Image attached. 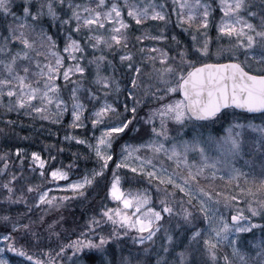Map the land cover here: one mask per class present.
Instances as JSON below:
<instances>
[{
	"label": "snow or ice",
	"instance_id": "1",
	"mask_svg": "<svg viewBox=\"0 0 264 264\" xmlns=\"http://www.w3.org/2000/svg\"><path fill=\"white\" fill-rule=\"evenodd\" d=\"M0 20L7 22L0 35L6 111L60 123L70 104L72 128H86L91 118L100 129L98 137H64L95 158L94 167L62 185L71 197L29 183L25 150L15 149L21 170L0 185V197L25 211L0 217V264H264V0H23L19 8L0 0ZM46 20L65 33L62 48ZM170 22L189 34L188 43L168 33ZM149 101L156 106L141 118ZM10 154H0L6 175ZM31 159L28 168L41 177L50 169L53 183L69 180L68 170L40 152ZM144 182L154 185L158 206L139 187ZM97 196L82 224L66 226L63 215L46 219L70 199ZM42 205L44 214L33 219ZM241 234L253 238L244 243Z\"/></svg>",
	"mask_w": 264,
	"mask_h": 264
},
{
	"label": "trees",
	"instance_id": "2",
	"mask_svg": "<svg viewBox=\"0 0 264 264\" xmlns=\"http://www.w3.org/2000/svg\"><path fill=\"white\" fill-rule=\"evenodd\" d=\"M5 22L0 20V29L4 30ZM70 112H67L60 123H55L53 121L33 119L27 115H24L22 112L17 113L15 111L7 112L4 106H0V154L11 150L10 154V163L8 167V174L0 172V185H2L6 179L10 178V174L21 170V160L17 159L15 149L17 147L25 150L22 152L24 158V167L23 172L29 183L41 184L43 186H48L50 179L47 174V178L41 177L36 172L31 174V169L28 168L29 158L31 152L38 151L41 153L42 157L45 160H48V163L52 166H57L60 162L66 170L69 171L70 177L80 176L84 174L86 169L92 168L95 166V158L90 155L89 150L86 145L79 144L76 140H65L66 135H76L78 137H85L88 133L86 128H72ZM15 121V124H9V121ZM24 136H28L29 139H23ZM129 137H125V140ZM121 142V141H120ZM118 147V145H117ZM118 151V148H117ZM55 157V160H50L49 157ZM72 165V168L69 169L68 166ZM79 166L78 168L76 166ZM4 161L0 159V169H3ZM114 167V165L112 166ZM50 171V169H49ZM49 173V172H48ZM27 174H29L27 176ZM111 178V173H109V179ZM126 186V184L124 185ZM4 189L0 187V194L4 193ZM100 196H103V189L100 190ZM54 193L63 195L72 196L70 191L58 189ZM31 198L33 194H27ZM242 195V194H240ZM65 206L59 210L49 209L46 215V219L49 221L51 219H57L59 215H63L67 222L66 226L74 227L77 224H82L84 219H86L92 211L96 209V206L100 203V197H94L90 202L84 201L81 199L73 198L69 201L64 202ZM91 203V207H89ZM108 206L113 207V204H110L109 201H104ZM244 206L243 202H240V207ZM46 206H41L34 209L32 215L33 219H37L40 215L44 214L43 209ZM242 208V207H241ZM25 207L23 205L17 207L15 204H9L4 202L2 197H0V217L4 215H10L13 218H16L17 212H24ZM247 214V212H246ZM83 217V219H81ZM259 221V218H256ZM24 223L27 220L22 221ZM5 222L0 219V225H3ZM10 223V221L8 222ZM39 228V225L35 226ZM46 225L44 229L46 230ZM10 230V229H9ZM4 232V228L0 227V233ZM261 234L259 229L254 230V236ZM42 239L47 243V233L46 231H41ZM246 237H252L250 234H245ZM53 242L55 237H52ZM129 244L130 240L128 241ZM34 250V249H33Z\"/></svg>",
	"mask_w": 264,
	"mask_h": 264
},
{
	"label": "rangeland",
	"instance_id": "3",
	"mask_svg": "<svg viewBox=\"0 0 264 264\" xmlns=\"http://www.w3.org/2000/svg\"><path fill=\"white\" fill-rule=\"evenodd\" d=\"M22 2H23V0H15V5L17 6V8H19V6L22 4ZM39 2V0H33V3L35 4V3H38ZM77 2H79V0H77ZM121 2H122V0H121ZM160 2H165V3H168V4H171V2H172V0H160ZM179 2V0H177V3ZM218 2H219V0H214V3L215 4H218ZM35 10V9H34ZM169 11H170V9H169ZM18 14H19V12H18ZM220 15H222V13H220L219 12V10H217L216 11V13L214 14V16H215V21H216V23H218L219 22V17H220ZM175 19H176V13L175 12H172L171 13V20L172 21H175ZM9 20H11V18H9ZM133 24H134V21H131ZM6 23L7 22H5V26H6ZM163 23L164 22H161V21H151V24L153 25V26H163ZM45 27L46 28H48V30L52 33V34H54L56 37H57V39H58V41H59V44H60V46H61V48L63 47V44H64V40H65V33L63 32V31H59L56 27H50L49 25H48V23H47V20L45 21ZM167 29H168V33L169 34H175V35H177L178 36V38L181 40V41H183L184 43H188L189 41H190V36H189V34L187 33V32H184V31H182V29L180 28V26L178 25V24H175V23H172V22H170L168 25H167ZM7 33L5 32V27H4V30H1L0 29V35H6ZM138 34V33H137ZM211 35H213V36H215L216 35V30H215V28H212L211 29ZM147 43V42H146ZM169 43H171V41H169ZM88 52H89V54H91L92 53V50L91 49H89L88 50ZM97 55H99V53L97 52L96 53ZM117 62H118V56H117ZM109 71H111V69H109ZM121 75V72H120V70L118 69V71H117V76H120ZM61 83H63V81L61 80ZM115 96V94L113 93L112 94V96H110L109 97V102H111L112 101V99H113V97ZM125 99V94L123 93V83H122V90H121V95H120V101H123ZM131 98H129V100H130ZM86 103H87V101H85ZM101 103H102V101H101ZM118 103H119V101H118ZM0 106H4V103L2 102V101H0ZM149 106H152V107H155L156 105L155 104H153L151 101H149L147 104H145V105H143L142 107H141V109H140V111H139V116L142 118V117H144V115H145V113H146V111L148 110V107ZM68 112H70V119H71V121H72V115H71V106H70V104H69V111ZM65 115V114H64ZM86 115H87V113H86ZM64 117V116H63ZM63 119V118H62ZM157 120H159V118H157ZM85 123H86V129H87V131H88V133H87V135L85 136V138H91V137H93V136H96V137H98L99 136V134H100V129H99V127L97 128V129H95V130H93V126H92V124H91V118H89L88 120H86L85 121ZM256 123H260V120L259 119H257L256 120ZM217 127V129H219V125H217L216 126ZM172 135L173 136H175L176 135V132L175 131H173L172 132ZM127 140H129V142L130 143H135V142H137V141H135V140H130V139H127ZM121 144L122 143H124V141L122 140L121 142H120ZM118 148V151H119V146L117 147ZM29 160V165H31L32 164V159H31V156H30V158L28 159ZM46 167H47V165H46ZM55 167H64V166H62V164H60V162L57 164V166H55ZM65 168V167H64ZM34 172H36L38 175H40V172H39V170L38 169H31V174H34ZM127 173V170H120V172H119V174L121 175V176H124L125 174ZM29 174H27V176H28ZM81 176V175H80ZM80 176H75V177H70L69 176V180L68 181H64V180H60V181H56V182H52L51 181V177H50V171H49V173H48V177H49V179H50V183L48 184V186L46 185L45 187H48V188H51L52 189V192H51V195H54V196H57V197H60L61 195L60 194H57V193H54L55 191L57 192V190L58 189H61V190H64L63 189V187H62V185H64L66 182H71L72 180H75V179H78ZM217 184H219L220 185V187L221 188H223V190L225 191V192H230V193H232V194H236V195H240V193H237V192H235V191H233V188L231 187V186H228V187H224V185L226 184V182L225 181H217L216 182ZM43 186V185H42ZM128 187V185L126 184V186H125V188H127ZM139 187H141V188H146V189H149V191H148V195H151L152 197H153V204H154V206H158V204H159V195L155 192V190H154V185H148L147 184V182H144L143 184H141V185H139ZM218 191L220 190L219 188L217 189ZM182 195V194H181ZM243 195V194H242ZM110 204H113V207H115L116 206V204H115V202H111ZM110 207V206H109ZM242 208L244 207V206H241ZM223 211H224V214L227 216V215H229L230 214V212H229V210L228 209H223ZM245 234H241V236H242V241L244 242V243H248V242H250L251 240H252V238L250 237H246V236H244ZM261 236V234H257L256 235V237L255 238H259ZM130 243H131V241H130ZM0 246H2V242H0ZM226 250H230V248L229 249H226ZM8 257L10 258V259H15V260H17V261H19V260H22V259H24V258H22V257H18V256H16V254H14V253H9L8 254Z\"/></svg>",
	"mask_w": 264,
	"mask_h": 264
}]
</instances>
